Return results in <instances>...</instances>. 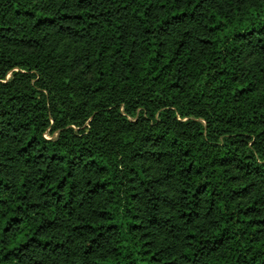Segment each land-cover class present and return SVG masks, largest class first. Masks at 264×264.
I'll list each match as a JSON object with an SVG mask.
<instances>
[{
    "label": "trees",
    "instance_id": "trees-1",
    "mask_svg": "<svg viewBox=\"0 0 264 264\" xmlns=\"http://www.w3.org/2000/svg\"><path fill=\"white\" fill-rule=\"evenodd\" d=\"M0 264H264V0H0Z\"/></svg>",
    "mask_w": 264,
    "mask_h": 264
}]
</instances>
